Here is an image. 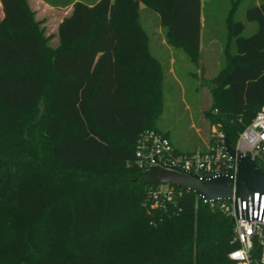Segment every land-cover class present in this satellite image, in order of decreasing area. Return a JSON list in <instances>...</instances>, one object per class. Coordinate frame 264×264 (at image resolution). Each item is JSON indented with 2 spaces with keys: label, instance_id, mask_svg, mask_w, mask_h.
Returning <instances> with one entry per match:
<instances>
[{
  "label": "trees",
  "instance_id": "16d2710c",
  "mask_svg": "<svg viewBox=\"0 0 264 264\" xmlns=\"http://www.w3.org/2000/svg\"><path fill=\"white\" fill-rule=\"evenodd\" d=\"M45 1L72 6L49 62L26 0H0V114L20 123L50 92L29 130L0 139V264L228 262L231 217L185 189L180 208L151 207L146 196L159 183L134 162L139 134L162 132L153 125L161 65L139 5L196 61L205 0ZM231 1L225 65L205 117L234 147L264 105V0L246 9L257 24L249 36L234 18L241 0Z\"/></svg>",
  "mask_w": 264,
  "mask_h": 264
},
{
  "label": "rangeland",
  "instance_id": "374dc122",
  "mask_svg": "<svg viewBox=\"0 0 264 264\" xmlns=\"http://www.w3.org/2000/svg\"><path fill=\"white\" fill-rule=\"evenodd\" d=\"M253 1L241 0L234 14L235 20L244 24L243 36H249L257 29L256 22L248 21L245 16L246 9ZM26 4L33 12L34 19L39 22L46 48L45 56L49 62L53 53L59 49L58 24L71 13L72 6L54 7L45 0H26ZM231 5V0L202 2L204 22L196 61H192L185 51L168 42L165 29L160 25L156 12L143 2L139 5L141 8L139 22L148 40L149 52L161 65L157 91L160 106L153 125L163 134L166 132L179 152L199 151L209 139L210 123L205 117V110L213 102L211 91L215 85L214 78L225 65L226 17ZM2 16L0 3V18ZM230 49L234 52L235 48L230 46ZM47 84L50 85V81H47ZM49 95L47 88L39 104L26 112L20 123L15 124L0 114V139H7L10 135L20 137L29 130V125L33 123L35 115L41 113L43 102Z\"/></svg>",
  "mask_w": 264,
  "mask_h": 264
},
{
  "label": "built area",
  "instance_id": "2783aa9c",
  "mask_svg": "<svg viewBox=\"0 0 264 264\" xmlns=\"http://www.w3.org/2000/svg\"><path fill=\"white\" fill-rule=\"evenodd\" d=\"M225 137L223 131L213 124L205 149L179 152L169 137L153 128H146L136 140L134 162L143 172L155 166L199 180L220 174L235 175L236 161L226 151ZM234 148L237 153L249 154L255 162L264 163V105L239 133ZM176 188L168 183H159L149 190L146 203L151 207H166L170 202L180 208L178 199L182 192ZM197 197L233 220L232 242L236 245L228 252L229 261L224 264H264V194L259 196L255 193L243 200L234 196L216 200Z\"/></svg>",
  "mask_w": 264,
  "mask_h": 264
},
{
  "label": "water",
  "instance_id": "95a60500",
  "mask_svg": "<svg viewBox=\"0 0 264 264\" xmlns=\"http://www.w3.org/2000/svg\"><path fill=\"white\" fill-rule=\"evenodd\" d=\"M225 148L230 157L236 161L235 175L220 174L208 178L196 179L176 171L152 167L148 171L157 183H168L180 189L193 192L197 196H205L214 200L221 198L246 199L259 193L264 194V171L249 155L237 153L236 149L225 137Z\"/></svg>",
  "mask_w": 264,
  "mask_h": 264
},
{
  "label": "crops",
  "instance_id": "0c3cea01",
  "mask_svg": "<svg viewBox=\"0 0 264 264\" xmlns=\"http://www.w3.org/2000/svg\"><path fill=\"white\" fill-rule=\"evenodd\" d=\"M202 1V0H201ZM257 2V4H259V1H256ZM140 11H141V8H140ZM140 16V15H139ZM205 145H206V142L204 143V148L203 149H205ZM176 149V148H175ZM203 149H200V150H203Z\"/></svg>",
  "mask_w": 264,
  "mask_h": 264
}]
</instances>
